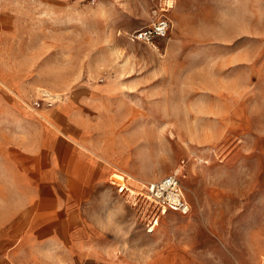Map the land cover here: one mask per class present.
<instances>
[{"label": "rangeland", "instance_id": "374dc122", "mask_svg": "<svg viewBox=\"0 0 264 264\" xmlns=\"http://www.w3.org/2000/svg\"><path fill=\"white\" fill-rule=\"evenodd\" d=\"M170 3L0 0V44L36 85L29 115L4 118L9 264H262L264 0ZM162 13L166 37L131 38ZM94 133L126 159L95 183ZM174 173L187 214L112 182L138 190Z\"/></svg>", "mask_w": 264, "mask_h": 264}, {"label": "crops", "instance_id": "0c3cea01", "mask_svg": "<svg viewBox=\"0 0 264 264\" xmlns=\"http://www.w3.org/2000/svg\"><path fill=\"white\" fill-rule=\"evenodd\" d=\"M18 64V58L14 50L9 44H0V145H4L7 138L4 135V130L7 128L5 122V114H11V116L26 118L25 115H29L26 108L22 106L21 101L25 98H31L35 95L36 85L31 84L26 75L21 74L19 69L16 67ZM66 106L62 107V112H65ZM89 125H84V128H88ZM87 130L82 131V134L77 139L80 143H88ZM110 136V135H109ZM101 139V136H97L94 133L92 137V144L97 150H102V155H99L98 159H95L93 165H89L88 162H84V167L93 168L92 181H100L102 177H105L112 168H124L126 162L125 158L116 159L113 158L112 154L106 149L105 146L111 144V138ZM10 142V141H9ZM64 145L67 147L70 145V141L64 140ZM99 146V149L98 147ZM100 146L103 147L100 148ZM65 166V165H62ZM66 168V167H64ZM68 170V168H66ZM117 173V172H116ZM114 173L115 175H117ZM120 174V173H119ZM128 178H134L135 181L138 179L132 176L130 173H125ZM125 175L122 174L124 178ZM159 174L154 173L151 176H157ZM141 176H148V173H142ZM83 179L85 175L82 176ZM81 177H79L80 180ZM13 233H0V264H9L4 258L5 246L4 241H13Z\"/></svg>", "mask_w": 264, "mask_h": 264}, {"label": "built area", "instance_id": "2783aa9c", "mask_svg": "<svg viewBox=\"0 0 264 264\" xmlns=\"http://www.w3.org/2000/svg\"><path fill=\"white\" fill-rule=\"evenodd\" d=\"M170 26V19L162 13L154 18L150 24L134 30L131 33V38L145 43L153 42L156 38L166 37ZM45 103L47 106L52 105L51 101ZM41 104V100L33 102L34 107L40 108ZM122 180L118 182L113 180L112 182L116 184L120 192H128L135 201L147 199L153 207L161 211L172 210L187 214L191 210V205L185 197L180 180L175 173L164 176L150 183L146 188L141 187L138 190L128 186L124 178ZM262 264H264V255Z\"/></svg>", "mask_w": 264, "mask_h": 264}, {"label": "bare ground", "instance_id": "6f19581e", "mask_svg": "<svg viewBox=\"0 0 264 264\" xmlns=\"http://www.w3.org/2000/svg\"><path fill=\"white\" fill-rule=\"evenodd\" d=\"M166 2V1H165ZM168 2L170 3V0H168ZM169 6H172L173 7V3L171 4H169ZM149 43H152L153 44V42H149ZM45 92H47V91H45ZM58 96V95H57ZM64 147V146H63Z\"/></svg>", "mask_w": 264, "mask_h": 264}]
</instances>
